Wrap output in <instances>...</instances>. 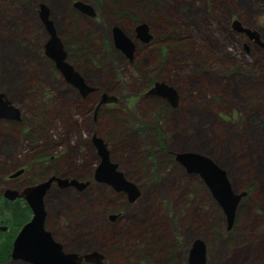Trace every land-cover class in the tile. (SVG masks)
<instances>
[{
    "label": "rangeland",
    "instance_id": "374dc122",
    "mask_svg": "<svg viewBox=\"0 0 264 264\" xmlns=\"http://www.w3.org/2000/svg\"><path fill=\"white\" fill-rule=\"evenodd\" d=\"M76 1L0 0V92L21 110L19 122L0 119L1 196L54 168L89 175L83 164L96 155L97 134L141 196L129 203L105 183L83 192L54 185L48 227L68 250L99 251L103 264H188L200 238L206 264H264V46L232 25L257 30L264 43V0H80L95 16ZM40 3L50 7L68 59L99 93L83 97L46 55ZM141 22L150 42L136 37ZM116 25L134 39L133 59L115 46ZM77 43L83 52L74 56L67 46ZM156 80L179 91L165 119L154 110L164 105L145 97ZM102 91L118 101L97 110ZM170 151L210 156L237 193L247 192L231 229L204 180L171 162ZM45 154L59 158L57 167L41 162Z\"/></svg>",
    "mask_w": 264,
    "mask_h": 264
},
{
    "label": "water",
    "instance_id": "95a60500",
    "mask_svg": "<svg viewBox=\"0 0 264 264\" xmlns=\"http://www.w3.org/2000/svg\"><path fill=\"white\" fill-rule=\"evenodd\" d=\"M74 7L90 16L96 14L94 8L84 1L74 2ZM39 16L49 34V38L44 44L46 55L54 61L56 68L66 81L77 87L83 96L89 95L94 88L86 82L84 76L68 60V52L57 33L55 23L51 19L50 7L47 4H39ZM233 27L236 31L247 34L250 39L263 44L257 30L244 27L238 20L233 22ZM136 32V37L143 42H150L154 37L150 32L149 24L146 22L138 24ZM113 37L115 46L127 57L133 59L136 49L133 38L117 25L113 28ZM148 93L164 96L169 99L173 106L178 105L179 94L177 89L165 82H156ZM116 101V96L105 92L102 94L97 110L102 104ZM0 119H21L20 108L14 105L4 92H0ZM94 142L101 157L95 171V180L112 186L117 191L126 192L129 201L135 202L141 196L140 187L134 181L127 179L124 172L119 170V164L111 159L108 144L102 137L95 135ZM175 156L187 172L196 173L204 180L222 207L227 217L228 229H231L241 199L247 192L237 193L233 189L228 172L210 156L195 151H182L176 153ZM22 172L23 169H20L12 173L11 177H16ZM54 182H57L62 188L75 186L79 190H83L89 184L88 181L83 182L77 178H64L54 175L39 183L25 186L22 190L7 188L3 192V196L12 201L23 198L32 210L31 219L20 229L14 239L11 258L33 264H83L84 262L103 264L104 255L99 251L83 254L67 252L64 250L63 243L56 241L51 231L46 229V195ZM111 217L114 218V215ZM7 229V226L0 225V231ZM207 250L206 242L200 238L196 239L190 250L188 264H206L208 260Z\"/></svg>",
    "mask_w": 264,
    "mask_h": 264
},
{
    "label": "flooded vegetation",
    "instance_id": "af4514ba",
    "mask_svg": "<svg viewBox=\"0 0 264 264\" xmlns=\"http://www.w3.org/2000/svg\"><path fill=\"white\" fill-rule=\"evenodd\" d=\"M234 22V21H233ZM233 22H232V25H233ZM137 26V25H136ZM233 29H234V27H233ZM154 36V35H153ZM154 38V37H153ZM134 40V39H133ZM252 40V39H251ZM263 46H264V43L262 44ZM125 54V53H124ZM126 55V54H125ZM69 60V59H68ZM70 61V60H69ZM71 62V61H70ZM72 63V62H71ZM73 64V63H72ZM74 65V64H73ZM75 66V65H74ZM76 67V66H75ZM76 69H77V67H76ZM58 70V69H57ZM63 76V75H62ZM65 79V78H64ZM157 79V78H156ZM65 81H66V79H65ZM66 82H68V81H66ZM87 82V81H86ZM156 82H165V81H162V80H156V81H154V83H153V85L146 91V93H145V97H148L149 99H158L159 101V103H162L163 105H164V107H165V109H162L163 111H161V112H159V114H160V118H162V119H165V118H168V116H169V114H171V111L172 110H175V109H177L178 108V106H179V104H180V97H179V100H178V105L177 106H173L172 104H171V102L169 101V99L168 98H166V97H164V96H161V95H155V94H149L148 93V91L155 85V83ZM69 83V82H68ZM88 83V82H87ZM165 83H167V82H165ZM71 84V83H70ZM89 84V83H88ZM167 84H169V83H167ZM72 85V84H71ZM90 85V84H89ZM169 85H171V84H169ZM74 86V85H73ZM91 86V85H90ZM173 86V85H172ZM75 87V86H74ZM91 87H93V86H91ZM175 87V86H174ZM76 89H78L77 87H75ZM94 88V87H93ZM176 88V87H175ZM177 89V88H176ZM78 91H79V89H78ZM177 91H178V89H177ZM80 92V91H79ZM94 92H98L99 93V89L97 90V89H93L90 93L92 94V93H94ZM103 92L104 91H102L101 92V94H103ZM81 93V92H80ZM109 94V93H108ZM178 94H179V91H178ZM82 96H83V94H81ZM83 97H87V96H83ZM101 98H102V95H101ZM100 101L101 100H99V102L97 103V107H98V105H99V103H100ZM117 101H118V98H117ZM116 101V102H117ZM108 104H111V103H107V104H102V105H108ZM101 105V106H102ZM101 106L99 107V109L101 108ZM3 120H7V121H13V122H19L20 120H18V119H3ZM95 135H97V134H93L92 135V145H93V147H94V149H95V151H96V155H95V157L92 159V160H90V161H88L87 163H85V164H83V165H85L86 167H88L89 169L88 170H90V174L89 175H87V176H83V177H75V176H70V177H68V176H61V175H59L57 172H56V168H54V167H57L56 166V163H57V161H58V157L56 156V155H54V154H49V155H40V160H41V162L42 163H53V165H51V166H54V164H55V166L53 167L55 170H54V172L49 176V177H51V176H58V177H64V178H77L78 180H80V181H83V182H89V184L83 189V190H79L77 187H75V186H71V187H67V188H73V189H76L77 191H79V192H83V191H85L86 189H88L89 187H91L94 183H100V182H98V181H96L95 180V171H96V168H97V166H98V164H99V162H100V160H101V157H100V154H99V152H98V149H97V147H96V145H95V142H94V136ZM98 136V135H97ZM100 137V136H99ZM108 148H109V146H108ZM110 150V149H109ZM175 154H176V152L175 151H170V155L173 157V160H171V162H173V161H175V162H177V163H179L177 160H176V156H175ZM110 157H111V159L113 160V158H112V156H111V150H110ZM114 162H116L115 160H113ZM170 162V163H171ZM118 163V162H117ZM119 164V166H118V168H119V170H121L122 172H124L121 168H120V163H118ZM180 164V163H179ZM21 169H23V172L20 174V175H22L24 172H25V168H21ZM186 169V168H185ZM18 170H20V169H18ZM17 170V171H18ZM16 172V171H15ZM14 173V172H13ZM189 173V172H188ZM12 174V173H11ZM11 174H10V179H15V178H17V177H19L20 175H18V176H16V177H11ZM124 174H125V172H124ZM191 174H193V173H191ZM48 177V178H49ZM125 177L127 178V179H129V180H131L130 178H128V176L125 174ZM46 180V179H45ZM43 181V180H42ZM132 181V180H131ZM41 182V181H40ZM37 183H39V182H37ZM36 184V183H35ZM31 185H33V184H31ZM54 185H57L59 188H61V189H66V188H62V187H60L58 184H57V182H54L53 183V185H52V187L54 186ZM26 186H28V185H26ZM25 187V186H24ZM23 187V188H24ZM52 187H51V189H52ZM111 188H113L112 186H110ZM7 188H13V187H7ZM6 188V189H7ZM22 188V189H23ZM13 189H16V188H13ZM22 189H17V190H22ZM50 189V190H51ZM49 190V191H50ZM113 190H115L114 188H113ZM49 191H48V193H49ZM117 193H119V194H123L124 196H125V198L127 199V201L129 202V203H131L130 201H129V198H128V195H127V193L126 192H124V191H117V190H115ZM48 193H47V195H48ZM47 195H46V197H47ZM21 199H23V198H21ZM24 200V199H23ZM26 201V200H25ZM32 211V210H31ZM111 215H114V218H112L111 217ZM109 216H110V219L112 220V221H116V220H118L120 217H121V213H118V214H109ZM31 219V218H30ZM0 225H2V224H0ZM6 226V225H5ZM45 226H46V229L47 230H49V231H51V233H52V235H53V237L55 238V240L56 241H58V242H60V243H63V242H61V241H59L57 238H56V236H55V234H54V232L52 231V230H50V228L48 227V211H47V217H46V224H45ZM8 227V226H7ZM21 229V228H20ZM8 230V229H7ZM6 230V231H7ZM6 231H0V233L1 232H6ZM20 231V230H19ZM19 231H18V233H19ZM18 233L16 234V236L18 235ZM16 236H15V238H16ZM14 238V239H15ZM13 242H14V240H13ZM63 245H64V250L65 251H67V252H77V251H73V250H68L67 248H66V246H65V244L63 243ZM12 248H13V245H12ZM90 252L91 251H93V250H89ZM88 251V252H89ZM12 252V251H11ZM78 253H80V254H83V253H81V252H78ZM102 254V253H101ZM104 255V254H103ZM107 259V255H104V258H103V260H102V263L105 261ZM24 261V260H21V259H12V258H10V260L9 261ZM8 261V262H9ZM7 262V263H8ZM24 262H27V261H24ZM6 263V264H7ZM27 263H29V264H33V263H31V262H27ZM87 263H90V262H84L83 264H87ZM93 264H95V263H93Z\"/></svg>",
    "mask_w": 264,
    "mask_h": 264
},
{
    "label": "trees",
    "instance_id": "16d2710c",
    "mask_svg": "<svg viewBox=\"0 0 264 264\" xmlns=\"http://www.w3.org/2000/svg\"><path fill=\"white\" fill-rule=\"evenodd\" d=\"M67 47L74 56L83 52V48H80L78 43L71 47ZM154 110L157 113L163 111L161 109L157 110L155 107ZM31 217V208L25 200L17 198L12 201L4 196L2 197L0 194V224L8 226L6 232L0 233L2 238L0 241V264H6L10 260L13 240L20 228H22Z\"/></svg>",
    "mask_w": 264,
    "mask_h": 264
}]
</instances>
